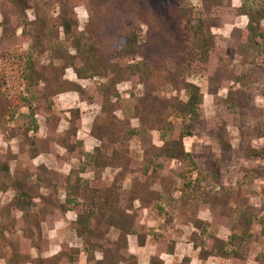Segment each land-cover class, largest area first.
<instances>
[{"label":"rangeland","instance_id":"1","mask_svg":"<svg viewBox=\"0 0 264 264\" xmlns=\"http://www.w3.org/2000/svg\"><path fill=\"white\" fill-rule=\"evenodd\" d=\"M79 9L82 24L75 12ZM24 41L31 48L25 89L35 79L45 49L74 63L66 56L70 51L82 60V73L91 78L99 74L103 108L114 110L113 131L130 141L132 157L120 170L100 171L99 163L80 172L78 161L70 172L59 170L60 164H49V170L43 164L32 166L29 150L18 139L27 132V114L18 109L15 125L8 126L0 92L4 264H64L72 249L62 241L65 234L77 235L83 246L108 242L110 221L97 211L90 220L91 234H83L77 215L62 219L55 235L61 245L56 259L47 262L38 252L48 245L56 214L62 216L69 207L66 195L87 202L96 199L97 189L109 198L110 188L134 186L135 175L141 177L147 163H158L152 154L162 148L166 218L174 214L199 231L232 239L224 255L217 239V253L224 259L210 264H242L247 222L258 233L248 242L264 243V0H0V54ZM191 85L198 88L201 103L190 117L185 105ZM130 127L140 131L128 140ZM143 181L148 186L153 182ZM261 255L264 264V251Z\"/></svg>","mask_w":264,"mask_h":264},{"label":"crops","instance_id":"2","mask_svg":"<svg viewBox=\"0 0 264 264\" xmlns=\"http://www.w3.org/2000/svg\"><path fill=\"white\" fill-rule=\"evenodd\" d=\"M75 12L82 24L84 22L83 10L79 9ZM29 44L28 41H24L12 52L17 55L23 54L26 57L31 51ZM72 55L73 53L69 51L67 56L72 58ZM65 62L62 57H55L49 50L41 51L38 64L33 72L35 79L28 89H25L26 84H24L23 98L27 96V100L23 102L21 99L19 110L22 109L21 112L27 114L25 122L27 132L23 136L19 135L18 139L20 142L23 141L25 150H29L27 160L31 162L32 166L39 167L43 164L47 167L49 164L57 166L60 164L62 168L59 170L70 172L75 169L74 162L78 161L81 167L76 169L84 172L88 169L87 167H90L86 154L95 153L100 149L105 152L101 139L93 134V126L98 117L104 118L106 114L102 112L101 97L98 94L90 98L82 97L77 88L84 90L90 89V87L96 88L102 78L78 76L72 63ZM2 98L6 104L7 117V101L4 97ZM129 142L128 154L132 157ZM78 143L79 145H77ZM141 150L144 154L145 151ZM91 164L93 165V163ZM50 168L52 167H47L48 170ZM97 168L100 171L107 168L120 170V167L110 164H103ZM56 169L58 170V167ZM152 171L153 167L150 166L147 174L151 175ZM162 172L157 181L147 186L154 197L146 196L141 190L136 191L135 189H140V187L132 186L131 183L128 186L121 184L116 186L117 189L133 191L131 193L133 195L127 201L129 206L126 212L133 218L136 214L140 215L135 224L126 230L136 229L135 232L126 234L125 244L122 248L121 244H114L122 231L115 225L109 227L107 236L110 239L108 242L99 245L98 250L92 255L84 248L82 242L80 243L77 235L74 237L70 235L69 238L65 232L62 241L68 243L72 249L67 256H64V264H210L211 259L213 261L223 258L217 253L215 242L217 239L221 242L227 241L228 237L219 238L211 231H199L198 227L192 225L189 227L184 219L177 221L174 214L166 218L164 215L166 198L164 197V180L162 179L164 174ZM102 179L104 180L103 177ZM166 209L171 212L169 208ZM75 215L71 210H65L62 216L56 214L57 217L54 221L56 228L54 227L53 231L49 232L48 245L45 249L38 250L47 262L60 256L58 253L61 245L55 237L57 225L63 224L62 219L65 217L71 220ZM252 224L253 222L246 224L248 229L247 243H244L246 244V254L244 253L242 264H261L262 261L261 253L264 251V243L256 242L252 245V241L248 242V237L258 236L255 235L258 234L257 231H250ZM211 227L213 226L209 225L208 229ZM116 247L119 251L125 252L124 259H118ZM4 263L5 260L1 257L0 264Z\"/></svg>","mask_w":264,"mask_h":264},{"label":"trees","instance_id":"3","mask_svg":"<svg viewBox=\"0 0 264 264\" xmlns=\"http://www.w3.org/2000/svg\"><path fill=\"white\" fill-rule=\"evenodd\" d=\"M77 16V14H76ZM75 16V17H76ZM78 18V17H77ZM78 25L79 22H76V26H75V31L78 30ZM70 28V25L65 23L64 24V30L66 32V34L69 36V32L68 29ZM197 32L201 31V28L198 27L196 29ZM205 45V44H204ZM206 47V46H205ZM12 52V51H11ZM9 53H4V54H0V56L3 55H7L10 54ZM204 52L206 53V48L204 49ZM68 55V53H67ZM66 55V56H67ZM20 64H21V70H22V77H23V81L25 84V79H27V76L29 74V69L27 66V60L25 55L23 56V54H19L18 55ZM72 59L74 60V63H72V66L74 68V70L76 71L78 76H84V77H88L87 74H84L82 72L84 71L83 66V62L82 60H78L77 57H75L74 55H72ZM86 73V72H85ZM99 74H94L92 75V77L98 76ZM99 77V76H98ZM91 78V77H89ZM101 78V77H99ZM192 89L189 90V98L188 101L186 103V113L191 117L192 115H196L199 111V107H200V96L198 93V88L195 87L194 85H191ZM77 90L80 92V94H82L83 96H87L88 98L90 97H94L96 96V94H98L101 97V104H102V99L104 98V95L102 94L103 91L105 92V88L103 89V86L100 84L98 85L96 88L94 87H90V89H81V88H77ZM103 90V91H102ZM25 91V90H24ZM96 91V93H95ZM0 92L1 95L3 97V93L1 90V82H0ZM24 96H22L23 98ZM105 107L103 104L101 105L102 108V112H104L106 115L104 118L98 117L96 119V122L94 123L93 126V134L95 136H98L101 141H102V148L105 149V152H102L101 149L99 151H96L95 153H88L86 154V159L88 163H93V164H99L102 163L100 165L103 164H110V165H116L118 167L121 168L122 164L125 162V159L130 160V156L128 154V146H126V144L128 145L127 141H124L126 139H122L120 136H118L116 133H114V129H113V123L110 121L112 120H117L116 117H113V109H111V111H107L109 109L103 108ZM116 122V121H115ZM141 125V123H140ZM131 129H129L128 132V140L134 136V135H138V131H140V129L135 128V127H130ZM129 142V141H128ZM79 145V143L77 144ZM122 146H126L123 147L124 149H122ZM157 151L155 153L152 154V157L155 155H158V163H155L154 165H149L148 163L144 166L140 163L139 165H141L143 168V173H142V178H144L143 180H149V181H157L155 180L157 177H161V170H164V148L162 149H156ZM80 158V156H78ZM171 158H173L171 156ZM152 166L153 167V171L151 175H148V170L149 167ZM84 167V166H82ZM84 169V168H82ZM81 172V171H80ZM162 174H164V171L162 172ZM164 175H162L163 177ZM140 174L137 173L135 175V179L137 181H135L134 185H136L137 187H140V189H135L136 191L141 190L142 193H147L150 192V189L147 187L148 185H141L142 182H144L143 180H141ZM148 177V178H147ZM70 175H67L66 179L67 180H71L70 182H74L72 181L74 178L72 177V179H69ZM141 180V181H140ZM88 184L90 183V181H87ZM151 182V184L153 183ZM134 190V189H133ZM96 192H98V195L96 197V199H92L91 201H84V199H80V198H72L68 195H66L65 201L64 203H66L69 207H67V210H71L74 213H76L77 217L79 218V225L81 224V229L82 231H85L83 234H91L92 233V227L90 226V220L93 219L94 215L97 213L101 214L102 218L105 219H109L110 223H107V226L109 225H115L116 227L120 228L122 230L123 233V237L125 239L126 234L128 232H135L136 229L132 228L131 231H126L129 230V226H133V224H135V222L137 220H133L132 215L127 214L126 209L128 208V204L127 201L129 200L130 196L133 195L131 193H133V191H127V190H122V189H117L116 187L114 188H110L109 192V198H102L99 194V190H95ZM103 204L104 208L101 206ZM99 206V207H98ZM131 206V205H130ZM98 207V209L96 208ZM81 215V216H80ZM135 221V222H134ZM108 227V229H109ZM80 229V230H81ZM89 232V233H87ZM121 236V237H122ZM116 241V240H115ZM232 241L231 238H229L227 241H220V244L223 245L224 249H223V255L224 253L227 252V249L225 248L226 245L231 244L230 242ZM119 239L117 240L118 243ZM113 243V242H111ZM124 244H125V240H124ZM86 250L90 253V255H92L96 250H98L97 244L95 243H88L87 245H84ZM117 246V244H116ZM117 248V247H116ZM116 256H118V259H124L125 257V252L124 251H119L117 248L116 251ZM91 257V256H90Z\"/></svg>","mask_w":264,"mask_h":264},{"label":"built area","instance_id":"4","mask_svg":"<svg viewBox=\"0 0 264 264\" xmlns=\"http://www.w3.org/2000/svg\"><path fill=\"white\" fill-rule=\"evenodd\" d=\"M0 82L3 97L7 101L6 121L13 127L25 93L21 64L15 52L0 56Z\"/></svg>","mask_w":264,"mask_h":264}]
</instances>
